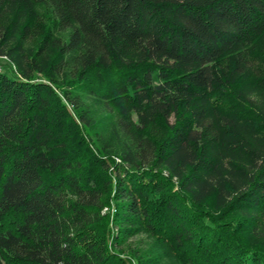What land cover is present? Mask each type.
<instances>
[{
	"label": "trees",
	"instance_id": "trees-1",
	"mask_svg": "<svg viewBox=\"0 0 264 264\" xmlns=\"http://www.w3.org/2000/svg\"><path fill=\"white\" fill-rule=\"evenodd\" d=\"M0 264H264V0H0Z\"/></svg>",
	"mask_w": 264,
	"mask_h": 264
},
{
	"label": "rangeland",
	"instance_id": "rangeland-1",
	"mask_svg": "<svg viewBox=\"0 0 264 264\" xmlns=\"http://www.w3.org/2000/svg\"><path fill=\"white\" fill-rule=\"evenodd\" d=\"M4 63H5V59H0V66H3L4 65Z\"/></svg>",
	"mask_w": 264,
	"mask_h": 264
}]
</instances>
